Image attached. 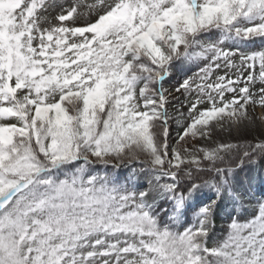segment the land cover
Segmentation results:
<instances>
[{"label": "snow or ice", "instance_id": "snow-or-ice-1", "mask_svg": "<svg viewBox=\"0 0 264 264\" xmlns=\"http://www.w3.org/2000/svg\"><path fill=\"white\" fill-rule=\"evenodd\" d=\"M187 62L172 115L164 84ZM258 108L264 0H0V264H264V201L241 222L230 180L264 139L216 138ZM140 173L172 202L163 216Z\"/></svg>", "mask_w": 264, "mask_h": 264}, {"label": "rangeland", "instance_id": "rangeland-1", "mask_svg": "<svg viewBox=\"0 0 264 264\" xmlns=\"http://www.w3.org/2000/svg\"><path fill=\"white\" fill-rule=\"evenodd\" d=\"M61 2H63V0H61ZM68 2L70 3L71 0H68ZM89 2H91V0H89ZM58 11L59 9H56L55 11L50 10L53 15ZM255 47L257 49L261 47L259 41L257 42ZM188 68H192V71L187 72L186 70ZM196 71H198V69L192 63L187 62L181 65L177 72L173 74V78L169 79L165 83V88L171 92L169 103L170 112H175V109L181 108L182 102L185 101L184 95L175 91V88L178 86V82L184 78L185 74L191 76ZM182 110L186 112L187 107H182ZM257 113V124L254 127L248 130H243L239 133L234 132L231 136H229L227 132L217 131L216 138L230 140L233 143L240 144H244L245 142L258 143L261 139H264V125H261L259 123L260 116H264V109L258 108ZM192 143L199 146L203 142L192 141ZM263 164L264 159H260V162L256 164H243L242 166L234 168V172L231 174L233 182L232 186L241 194L242 207L235 206L236 214L240 217V221H242L243 218L247 220L249 217H251V213L254 210L257 201H264V182H261L260 179L261 175L264 174ZM149 179L150 177L148 175L140 173L137 182L138 190H148L150 191V198L155 197L156 199H158L160 196L153 190L154 186L148 183ZM209 198L215 199L214 190L211 188H205L204 194L201 196V199L204 200V202H207ZM217 203L221 206V210H219V213H217V217L215 219V221H217V224H215L214 228L210 230L211 237L215 232L218 231L217 225H225L230 221V214L233 213L234 208L231 197L227 193H225L224 196L217 201ZM244 209H247V211H245ZM245 213H248L250 215L246 216ZM184 222L185 220L182 218L177 224L178 230L180 228H184ZM217 242V240H214L213 245H215Z\"/></svg>", "mask_w": 264, "mask_h": 264}, {"label": "trees", "instance_id": "trees-1", "mask_svg": "<svg viewBox=\"0 0 264 264\" xmlns=\"http://www.w3.org/2000/svg\"><path fill=\"white\" fill-rule=\"evenodd\" d=\"M172 115H176L177 113L176 112H174V113H171ZM171 126H172V128H173V135H172V139H171V142H173L176 138H177V132L179 131V128H178V126L176 125V123L175 122H172L171 123ZM259 160V159H258ZM245 163H249V162H245ZM225 166H228V165H225ZM230 166L231 167H236L237 166V163H235V162H230ZM170 207H171V205H169Z\"/></svg>", "mask_w": 264, "mask_h": 264}]
</instances>
